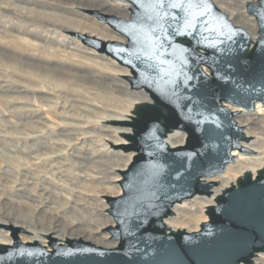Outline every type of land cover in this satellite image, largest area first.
<instances>
[{
  "label": "water",
  "instance_id": "water-1",
  "mask_svg": "<svg viewBox=\"0 0 264 264\" xmlns=\"http://www.w3.org/2000/svg\"><path fill=\"white\" fill-rule=\"evenodd\" d=\"M128 1V17L102 15L125 41L83 37L129 67L132 89L148 92L132 114L109 122L125 139L111 147L135 153L119 171L121 193L103 195L114 243L73 236L48 246L12 227L0 264H253L264 251V165L231 180L200 229L169 231L163 221L175 202L210 192L214 182L203 178L222 173L233 148L249 151L227 104L252 109L264 100V0L246 2L254 41L214 0ZM175 129L186 137L173 146L166 136Z\"/></svg>",
  "mask_w": 264,
  "mask_h": 264
},
{
  "label": "rangeland",
  "instance_id": "rangeland-1",
  "mask_svg": "<svg viewBox=\"0 0 264 264\" xmlns=\"http://www.w3.org/2000/svg\"><path fill=\"white\" fill-rule=\"evenodd\" d=\"M50 1L59 5L0 0V218L31 222L39 228L60 222L68 231L83 224L109 239V232L99 227L104 221L112 225L103 195L121 189L116 178L135 154L111 147L113 139H125L124 128L109 122L128 117L148 95L130 90L127 77L113 71L129 68L89 49L93 46L83 38L52 25L50 16L36 10L52 12L59 21L81 20L80 27L86 30L88 25L104 24L114 34L102 15L129 14L112 0ZM216 1L227 8L239 4ZM242 7L251 17L245 11L246 0ZM31 29L40 35L31 34ZM251 130L259 137L258 154L231 165L221 177L227 185L245 171L238 168L242 164H251L255 171L264 165V113ZM209 205L199 197L188 202L173 219L175 230L169 231L201 227L208 220Z\"/></svg>",
  "mask_w": 264,
  "mask_h": 264
},
{
  "label": "bare ground",
  "instance_id": "bare-ground-1",
  "mask_svg": "<svg viewBox=\"0 0 264 264\" xmlns=\"http://www.w3.org/2000/svg\"><path fill=\"white\" fill-rule=\"evenodd\" d=\"M32 2L35 1L36 3H40L39 6H46L47 4L53 3V4H58V2H52L50 0H31ZM108 1V0H107ZM113 4L120 6L122 9L125 10V15L128 16L129 11L132 7V3H130V1H121V0H112ZM247 1H251V0H246ZM59 2L61 3H65L64 0H59ZM214 2L222 9L224 10L229 16L230 18H232V20L236 23V24H240V25H244L246 28L249 29L251 36H252V40L254 41L257 38V30H258V24L257 21L255 19V17L248 13L247 10L246 13L249 16H246L244 14L243 11V2L244 0H237L236 4L234 6H228L224 7L222 5H220L216 0H214ZM109 3L110 2L109 0ZM54 7V5H53ZM98 8L100 10H107L101 6L95 7ZM36 11L41 12V15H46V16H50L52 20L48 21L49 23H52V25L54 26H59L61 28H64L66 31H70L73 32L77 37L83 38V37H96L99 38L97 35L101 36L103 40H110V41H125V37L123 35H121L117 30H115L112 26V31H114L116 34L110 32L108 30V27L106 25H99V24H91L88 25L90 30H86V27H80V24L82 23L81 20H75L74 22H69V20H57L59 19L58 16H55L52 12H44L40 9H37ZM108 11V10H107ZM109 11H112L109 9ZM35 21H39L42 22V19H36ZM68 21V22H67ZM105 22V21H104ZM256 22V24H255ZM35 24V23H34ZM33 24V25H34ZM110 25V24H109ZM257 25V28H256ZM31 32V34H36V35H40V31H37L36 29H31L29 30ZM89 32L91 34L94 35H90ZM104 37V38H103ZM101 39V38H100ZM31 45V44H30ZM34 46V45H33ZM89 49H92L95 51L94 47H89ZM97 50V49H96ZM100 55H106L108 58H110L111 60H117L116 58H114L112 55L106 53V52H101L99 50H97ZM90 53H93L92 51H90ZM117 63H119L121 66H125L127 68H129L128 66L120 63L117 60ZM113 71L119 76V77H128L131 75V71L129 69H126L124 71H121L116 68H113ZM113 72V73H114ZM114 73V74H115ZM125 80V82L130 85L127 81ZM131 88V87H130ZM132 91H135L137 93H146L148 95V92H144V89H130ZM229 106V108L235 112V119L237 121V123L242 126L243 131H244V138L240 141V144L246 148L249 149V151H243L240 150L238 147H235L232 149V151L230 152V156H231V160L228 161V163L226 164L225 170L222 173L213 175V176H209V177H205L203 179H205L206 181H212L214 182V185L211 187L210 192L209 193H196L194 196L184 199L181 202H175L172 206V211L174 212V215H166L163 219L164 223L166 224V226L168 227V230H175V222L173 221V219H175V217L178 214L179 210H183L184 207L187 206L188 202H191L193 200H195L197 197H199L200 199L204 200V202L206 204H216V199L217 197L223 192V190L228 186L227 185V179H221V177L224 175V172L229 170L230 166L233 165L234 163H237L238 161H240V159H248L249 157H253V155L257 156L258 154V149L256 145L259 144V137L256 135H253V131L251 130L252 124L254 123H258L259 121H261V115L264 113V100L262 98H258L254 104H253V108L252 109H248L242 105H232V104H227ZM129 130V129H127ZM113 137V136H112ZM185 137H186V133L182 130H172L170 132H168L167 136H166V141H168V143L170 145H177V142H179L178 144L184 143L185 141ZM119 139V138H118ZM112 142L117 145L120 143L125 142L124 140H117V139H113ZM259 147V146H258ZM257 153V154H256ZM131 154H129V156H131ZM247 163H251L252 161H246ZM251 165V164H250ZM250 165H246V164H242L241 166H239L238 168L240 170H251L252 166ZM237 168V166H236ZM235 168V169H236ZM126 167L122 166L121 171L125 170ZM120 177L116 178V181L118 182ZM224 178V177H223ZM119 184V183H118ZM121 193V189L119 188V191L117 190L115 195ZM113 195V194H112ZM103 207V206H102ZM105 209H107L108 204L106 203V206H104ZM172 212V213H173ZM180 212V211H179ZM110 218L111 215L108 212H105ZM171 213V214H172ZM185 216V215H184ZM206 219V217H204ZM207 220V219H206ZM205 220V221H206ZM113 224V218L111 219ZM67 222V221H66ZM100 222V221H99ZM0 224H2L3 228H5L6 230H0V244L2 243H12L13 242V237H12V227H20L22 230L19 232V237L23 240V241H33V240H44V244L49 246V241L52 237H55L59 242L60 241H64L67 237H73L75 235H80L82 233H87L86 236H84L86 239H93V240H97L96 243H100L103 245H111L112 243H114L110 238L108 239L106 236L103 235H99L96 234V231L93 230L90 226L87 225H83V224H78L77 226L71 228L69 231L68 229H66L64 224H57L55 227L52 226L51 222L48 223L47 227H37L34 223L28 222L25 223L23 222L18 223V221L14 218H0ZM107 223H105V221L103 223H99V227L102 228H106L107 225H105ZM7 226V227H5ZM69 226V225H68ZM71 226V225H70ZM196 226V225H195ZM194 226V227H195ZM98 227V228H99ZM178 228V227H177ZM176 228V229H177ZM200 229V225L198 227H195L194 229L191 228H187V230L189 231H194V230H198ZM9 230L11 231V233L9 232ZM25 230V232H24ZM11 234V235H10ZM26 235L27 237L23 236ZM109 235V233H108ZM43 243V242H42ZM253 264H264V251L257 253V255H255L253 257ZM238 264H248V263H238Z\"/></svg>",
  "mask_w": 264,
  "mask_h": 264
},
{
  "label": "snow or ice",
  "instance_id": "snow-or-ice-1",
  "mask_svg": "<svg viewBox=\"0 0 264 264\" xmlns=\"http://www.w3.org/2000/svg\"><path fill=\"white\" fill-rule=\"evenodd\" d=\"M137 2H138V0H137ZM157 2H160V0H157ZM205 2V0H201V3H204ZM181 5L179 4V3H172L171 4V7H180ZM191 26V25H190Z\"/></svg>",
  "mask_w": 264,
  "mask_h": 264
}]
</instances>
